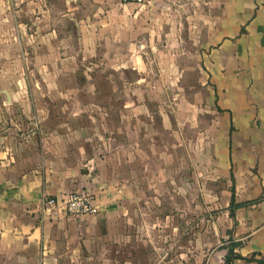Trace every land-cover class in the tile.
Here are the masks:
<instances>
[{
  "label": "crops",
  "instance_id": "0c3cea01",
  "mask_svg": "<svg viewBox=\"0 0 264 264\" xmlns=\"http://www.w3.org/2000/svg\"><path fill=\"white\" fill-rule=\"evenodd\" d=\"M187 41L193 50L186 52L198 60L191 67L198 74L194 83L201 87L189 113L182 110L176 120L183 118L193 132L212 138L206 164L222 178L224 226L219 230H227L228 237L204 254L205 264H225L234 242L229 264H259L264 258V0H49V8L39 0H0L1 78L21 71L5 64V58L21 55L35 59V72L51 81L78 73L91 84L100 72L110 77L133 71V80L124 82L131 86L123 103L126 114L142 111L157 98V103L171 100L168 91L187 69L175 63ZM15 76L13 83L22 81ZM135 89L146 96L135 100ZM159 113L164 127L175 121L168 112ZM29 144L20 132H0V264H91L99 257L117 264L120 248L133 246L139 214L124 205L123 196L133 193L128 182L111 174L116 163L101 161L99 171L70 166L62 155H51L65 152L50 141L47 158L32 154ZM87 187L95 195V213L41 212L43 197ZM197 195H191L194 202ZM231 195L238 203L233 216ZM213 196L211 189L206 198L214 201ZM179 214L180 209L173 211ZM111 249L112 255L104 257ZM120 263L133 261L126 257Z\"/></svg>",
  "mask_w": 264,
  "mask_h": 264
},
{
  "label": "rangeland",
  "instance_id": "374dc122",
  "mask_svg": "<svg viewBox=\"0 0 264 264\" xmlns=\"http://www.w3.org/2000/svg\"><path fill=\"white\" fill-rule=\"evenodd\" d=\"M39 2L49 8V0ZM36 14L41 15V11ZM189 49L193 46L190 48L187 41L185 52L176 59L177 65L187 69L177 74L180 84L168 91L171 100L162 98L157 103V98L142 111L134 110L136 114H126L128 108L123 106L131 95V86L124 87V82L133 80V71L110 77L100 72L91 84L83 83L78 73L57 75L51 81L48 74L35 72V59L28 61L22 55L5 58L7 69L20 66L21 71L7 72L5 79L0 77V132L22 133L30 142L28 149L32 154L37 151L39 158L49 156L50 141L58 151L65 152L51 155H62L70 166H93L99 171L101 161L115 162L116 167L109 169L111 174L131 185L133 194L123 196L124 205L129 203L139 217L134 218L133 246L120 248L117 264L126 257L133 264H205L204 254L228 238L227 230H219L224 224L222 178L214 177L206 164L212 138L206 132H193L183 118L178 121L182 110L189 113V102L201 87L194 83L198 74L191 67L198 60L186 52ZM14 75L22 81L13 83ZM134 92L135 100L147 94ZM13 100L21 101L20 105H13ZM161 111L174 117L171 126H163ZM88 158L93 160L89 162ZM211 189L214 201L206 198ZM196 192L194 202L191 195ZM177 209L180 214L174 216ZM107 255H112V249L104 257ZM105 261L99 257L91 264H112Z\"/></svg>",
  "mask_w": 264,
  "mask_h": 264
},
{
  "label": "built area",
  "instance_id": "2783aa9c",
  "mask_svg": "<svg viewBox=\"0 0 264 264\" xmlns=\"http://www.w3.org/2000/svg\"><path fill=\"white\" fill-rule=\"evenodd\" d=\"M137 4H149L156 0H128ZM95 195L92 190L79 188L63 196L47 195L41 201L40 210L44 215L58 216L59 212L72 217L93 214L96 211Z\"/></svg>",
  "mask_w": 264,
  "mask_h": 264
},
{
  "label": "trees",
  "instance_id": "16d2710c",
  "mask_svg": "<svg viewBox=\"0 0 264 264\" xmlns=\"http://www.w3.org/2000/svg\"><path fill=\"white\" fill-rule=\"evenodd\" d=\"M238 205V203L234 202V197L233 195H231V199H230V204H229V215L233 216V211L234 208ZM238 245V243L234 242L233 244H231V247L228 249L227 254L225 256V264H229V262L232 259L231 256V252H232V246H236ZM235 256H238L237 254H235ZM247 260H250V258H246ZM259 264H264V258H259L258 259Z\"/></svg>",
  "mask_w": 264,
  "mask_h": 264
},
{
  "label": "water",
  "instance_id": "95a60500",
  "mask_svg": "<svg viewBox=\"0 0 264 264\" xmlns=\"http://www.w3.org/2000/svg\"><path fill=\"white\" fill-rule=\"evenodd\" d=\"M124 1H128V0H124ZM5 96L8 102L11 101L10 95L5 91Z\"/></svg>",
  "mask_w": 264,
  "mask_h": 264
}]
</instances>
